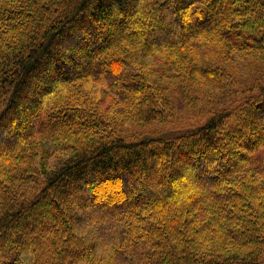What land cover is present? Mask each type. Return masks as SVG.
I'll list each match as a JSON object with an SVG mask.
<instances>
[{
	"label": "trees",
	"instance_id": "obj_1",
	"mask_svg": "<svg viewBox=\"0 0 264 264\" xmlns=\"http://www.w3.org/2000/svg\"><path fill=\"white\" fill-rule=\"evenodd\" d=\"M0 264H264V0H0Z\"/></svg>",
	"mask_w": 264,
	"mask_h": 264
},
{
	"label": "rangeland",
	"instance_id": "obj_2",
	"mask_svg": "<svg viewBox=\"0 0 264 264\" xmlns=\"http://www.w3.org/2000/svg\"><path fill=\"white\" fill-rule=\"evenodd\" d=\"M243 74H245V73H243ZM241 77H243V80H248V78H245V77H249V75H248V73H246L245 75H243ZM184 115H186V114H184ZM178 116H180V115H178ZM178 116H175L174 118H172L170 123L169 122H165L166 124H164V125H161V126L152 125L150 127H139V126H141V125H139L136 128V130H141V131H145V132H147V131L151 132L154 129H161V128L167 129L166 127H172V126H175L176 124H180V123L185 124L184 122H188L189 121V120H185V119H183V120L177 119ZM193 119H194V117H193ZM193 121H195V120H193Z\"/></svg>",
	"mask_w": 264,
	"mask_h": 264
}]
</instances>
